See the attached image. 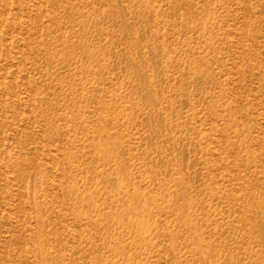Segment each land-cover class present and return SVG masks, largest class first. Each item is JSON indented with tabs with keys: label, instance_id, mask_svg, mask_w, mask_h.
<instances>
[{
	"label": "rangeland",
	"instance_id": "1",
	"mask_svg": "<svg viewBox=\"0 0 264 264\" xmlns=\"http://www.w3.org/2000/svg\"><path fill=\"white\" fill-rule=\"evenodd\" d=\"M0 264H264V0H0Z\"/></svg>",
	"mask_w": 264,
	"mask_h": 264
}]
</instances>
